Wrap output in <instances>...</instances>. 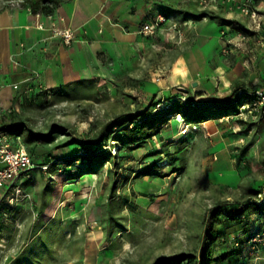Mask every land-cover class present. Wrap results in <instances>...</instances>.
<instances>
[{"label":"rangeland","instance_id":"rangeland-1","mask_svg":"<svg viewBox=\"0 0 264 264\" xmlns=\"http://www.w3.org/2000/svg\"><path fill=\"white\" fill-rule=\"evenodd\" d=\"M25 1L0 0V12L21 9ZM170 21L167 37L178 46L172 54L163 47L168 40L157 38L135 68L107 63L51 99L40 96L41 106L0 119L2 125L24 124L22 142L30 134L48 136L47 143L25 146L37 159L54 163L32 173L20 194L13 188V204H0V264H155L163 256L201 255L207 244L213 257L236 248L233 221L225 223L226 243L209 242L208 231L215 209L247 203L252 183L260 189L264 109L241 112L252 98L238 102L240 91L232 99L233 90L171 82L182 34L196 23ZM223 49L226 59L236 51ZM191 92L201 103L220 101L218 107L232 99L239 111L208 109V120L200 123L183 116L179 122L178 113L164 116L158 135L143 146L129 144L131 118H147L148 107L151 115L162 113L178 98L185 103ZM103 133L107 142L99 141ZM236 249L247 255L246 247Z\"/></svg>","mask_w":264,"mask_h":264},{"label":"crops","instance_id":"crops-1","mask_svg":"<svg viewBox=\"0 0 264 264\" xmlns=\"http://www.w3.org/2000/svg\"><path fill=\"white\" fill-rule=\"evenodd\" d=\"M257 1L264 10V0ZM209 5L201 7L200 0H61L51 12L34 9L31 2L21 9L0 12V119L26 107L41 106L40 83L58 94L64 87L90 78L92 69H102L107 63L120 69L135 68L149 55L157 38L168 40L163 47L166 55L172 54L178 46L167 37L170 20L186 21L187 26L189 20L196 23L182 34V52L176 58L171 82L212 92L243 90L249 95L246 98H252L253 92L264 90V23L255 33L250 30V19L231 11L228 3L217 0ZM160 14L169 20L158 35L141 34V28ZM224 20L233 21L234 26L225 25ZM54 23L62 29L76 30V39L66 44L53 34ZM239 26L248 29L250 37L226 59L222 55L225 41L238 42L240 38L233 30L222 37V30ZM32 71L41 74L40 83L27 82ZM14 84H20L22 90L28 85L34 89L23 93L14 89ZM168 90L162 93H175ZM6 125L0 123V130L8 131ZM262 177L259 186L264 191V174ZM250 188L259 190L253 183ZM247 211L252 224H264V208L251 202Z\"/></svg>","mask_w":264,"mask_h":264},{"label":"trees","instance_id":"trees-1","mask_svg":"<svg viewBox=\"0 0 264 264\" xmlns=\"http://www.w3.org/2000/svg\"><path fill=\"white\" fill-rule=\"evenodd\" d=\"M27 2H31L33 4L34 9L41 8L42 10H45L47 12H51L52 9L60 4L61 0H26L23 4L26 5ZM223 23L228 26H234L233 21L224 20ZM233 31H242L244 33L248 32V29H246L244 26L242 27H236L235 29H231ZM238 94V91L232 93V99ZM247 94L241 95L240 99H238V102H241L246 97ZM249 96V95H247ZM252 96V95H250ZM254 96H252V100L250 102H253ZM232 99H228L227 104L218 107L216 103H219L220 101L215 100L214 104L211 105L209 102H198V99L196 96L189 95L187 101L184 103L182 99H176L174 104L172 106L165 109L162 113H155V115H151L152 108L148 107L144 114L148 115L147 118H144L143 120L138 121L135 118H131V124L127 127L128 131V142L130 145L137 146H143L148 139H151L153 136H156L160 133V128L163 125V118L164 116L168 117L170 115H176L177 113L179 115H182L183 118L187 121L193 122V123H200L208 120V114L205 112L208 109L209 110H217L221 109L223 112L228 110H234L235 112L239 111L238 104L235 102H231ZM264 109V108H263ZM204 112L202 115L200 113ZM150 115V116H149ZM140 117V116H139ZM142 117V116H141ZM130 122V121H129ZM121 126L126 125V123H121ZM4 129L10 130L14 135L17 136H23V129L24 124L23 123H14L13 125H6L4 126ZM107 137L105 133L101 135L99 138V141L107 142ZM49 141V137L46 135H37V134H30L28 135L27 139H24V144L28 146V143H47ZM93 145H91L92 148ZM85 147V149H88L89 151H93V149ZM31 154V153H30ZM32 155V154H31ZM33 156V155H32ZM109 156L105 155L103 159H107ZM94 157H89L90 160H92ZM33 159L35 162H37L40 165H49V169L53 167L54 163L49 161L47 159L46 161H41L33 156ZM79 157H77L76 160H78ZM67 163L70 165L72 164V161H67ZM161 177L164 176V174H160ZM250 192L254 194L251 196V198L248 200L245 204L240 203H233V204H227L225 206H219L217 209H215L212 213V220H211V227L208 231V240L209 242H215L219 241V243H226L228 242V235L226 234L228 231V228L226 227V222L233 221L235 226V230L233 233H235L236 241L240 243L241 246L246 247L248 240L254 235V231L257 229H261L264 227L263 225L258 224H252V220L250 217V212L247 211V207L249 204H254L255 206H258L259 209L264 208V202L260 201L258 199L259 193L263 192L262 190H254L253 188H250ZM261 211V210H260ZM219 225L220 227L218 229H215V225ZM237 248V247H236ZM235 247L233 248V251H231L229 254H226L222 257H213L211 255V250L209 244L205 245L203 248V253L199 255L195 252H189V253H182L175 256H163L159 258L155 264H225V262H228V264H239L240 262H248L249 256L248 255H241L240 253H237L235 250H237ZM264 253V252H263ZM264 258V256H263Z\"/></svg>","mask_w":264,"mask_h":264},{"label":"built area","instance_id":"built-area-1","mask_svg":"<svg viewBox=\"0 0 264 264\" xmlns=\"http://www.w3.org/2000/svg\"><path fill=\"white\" fill-rule=\"evenodd\" d=\"M210 1L217 0H201L200 6L206 8ZM224 3L229 4L231 11H237L239 14L248 17L252 22L250 30L258 33L264 23V10L260 6L257 0H222ZM167 16L160 14L151 23L145 24L140 33L145 36H156L158 30L167 22ZM44 29V26L41 25ZM53 34L55 36L62 37L66 44H71L76 39V30L71 28H59L56 23L53 24ZM231 33V29L226 27L222 30V37H226ZM240 40L234 42L233 39L225 41L223 52L228 54L232 52L233 48H240L242 43L247 41L250 37L249 34L242 31L237 32ZM19 64V63H16ZM41 74L37 71H32L31 77L27 79L29 81L40 80ZM40 83V81H39ZM14 89L22 90L20 84H14ZM39 92L45 95L46 99H51L55 92L46 87L43 83L37 85ZM33 87L28 85L22 90L23 93H29L33 91ZM241 94H248L245 91H240ZM253 102L243 104L240 108L241 112H247L255 114L260 112L264 108V90L255 91L252 93ZM256 113V114H257ZM47 171L49 165H40L34 161L33 156L26 148L24 142L21 141L20 136L14 135L9 131L0 130V204L7 201L13 204L15 200L12 196V189L14 188L19 194L21 192V186L29 179L36 170ZM258 199L264 202V191L259 193ZM240 246V243L236 241V247ZM246 248L248 249L247 255L249 256L248 262H240L239 264H256L257 260H260L264 256V227L254 231V235L248 240Z\"/></svg>","mask_w":264,"mask_h":264},{"label":"bare ground","instance_id":"bare-ground-1","mask_svg":"<svg viewBox=\"0 0 264 264\" xmlns=\"http://www.w3.org/2000/svg\"><path fill=\"white\" fill-rule=\"evenodd\" d=\"M178 71H179V72L181 71L180 68L178 69ZM181 117H182V115L180 116L179 122H183V121H184V119L181 118ZM96 214L98 215V213H96Z\"/></svg>","mask_w":264,"mask_h":264}]
</instances>
